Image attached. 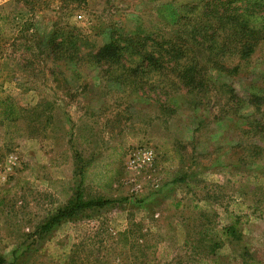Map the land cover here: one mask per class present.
<instances>
[{
  "label": "rangeland",
  "instance_id": "1",
  "mask_svg": "<svg viewBox=\"0 0 264 264\" xmlns=\"http://www.w3.org/2000/svg\"><path fill=\"white\" fill-rule=\"evenodd\" d=\"M192 1L0 0V91L23 109L0 120L4 264H244L247 248L264 264V140L242 134L248 121L223 116L220 95L200 104L156 73L121 77V67L65 61L48 45L64 25L82 29L94 52L112 31L171 32ZM244 67L210 76L245 97L260 83L261 54ZM144 148L153 165L128 168L129 153ZM72 199L74 214L52 222ZM235 217L242 238L226 239Z\"/></svg>",
  "mask_w": 264,
  "mask_h": 264
},
{
  "label": "trees",
  "instance_id": "2",
  "mask_svg": "<svg viewBox=\"0 0 264 264\" xmlns=\"http://www.w3.org/2000/svg\"><path fill=\"white\" fill-rule=\"evenodd\" d=\"M178 10L180 13L171 32L128 35L112 31L109 41L94 52L91 50L96 47L82 29L64 25L52 33L48 45L65 61H79L86 57L97 63L105 62L108 69L121 67L124 70L121 77L127 74L144 78L156 73L161 83L169 84L176 91H184V95L196 97L200 104L205 97L210 100L220 95L227 100L221 106L222 115L243 117L248 122L242 128V134L251 133L264 140V71L260 73V83L245 89V97L239 96L234 85L216 84L210 76L211 72L237 76L257 53L261 54L264 64V0H195L181 5ZM32 39L23 38L24 45L30 49ZM34 44L38 46L37 41ZM83 48L90 49L83 52ZM41 50L32 52L31 65L34 58H39ZM254 104L259 105L255 111L243 113L244 108ZM22 115L23 109L18 102L0 91V120H17ZM251 152H255L254 155L246 153V157L253 162L261 154L262 147L255 145ZM256 152L259 153L255 155ZM74 199L51 221L59 220L62 215H73L79 205ZM51 221L49 227L53 226ZM239 223L237 217L233 218L232 223L223 227V236L240 240ZM213 246L216 248L218 244ZM215 248L211 251L214 252ZM247 249L248 254L241 255L244 264H255L256 259ZM213 262L217 264L218 259ZM4 263L0 257V264ZM203 263L209 264V261Z\"/></svg>",
  "mask_w": 264,
  "mask_h": 264
},
{
  "label": "built area",
  "instance_id": "3",
  "mask_svg": "<svg viewBox=\"0 0 264 264\" xmlns=\"http://www.w3.org/2000/svg\"><path fill=\"white\" fill-rule=\"evenodd\" d=\"M154 158V153L149 148L132 150L127 158V166L134 170L149 169L154 163Z\"/></svg>",
  "mask_w": 264,
  "mask_h": 264
}]
</instances>
